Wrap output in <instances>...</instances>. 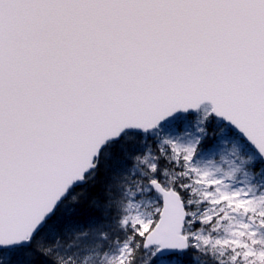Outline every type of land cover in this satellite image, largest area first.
<instances>
[{"label": "snow or ice", "instance_id": "obj_1", "mask_svg": "<svg viewBox=\"0 0 264 264\" xmlns=\"http://www.w3.org/2000/svg\"><path fill=\"white\" fill-rule=\"evenodd\" d=\"M0 264H264V0H0Z\"/></svg>", "mask_w": 264, "mask_h": 264}]
</instances>
